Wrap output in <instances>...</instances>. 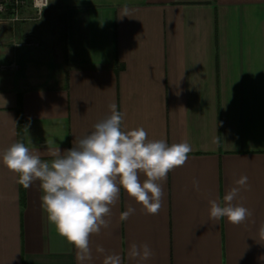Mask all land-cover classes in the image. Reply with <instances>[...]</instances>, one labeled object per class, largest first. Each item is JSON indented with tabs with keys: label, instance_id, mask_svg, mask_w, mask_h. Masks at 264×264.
Masks as SVG:
<instances>
[{
	"label": "crops",
	"instance_id": "0c3cea01",
	"mask_svg": "<svg viewBox=\"0 0 264 264\" xmlns=\"http://www.w3.org/2000/svg\"><path fill=\"white\" fill-rule=\"evenodd\" d=\"M5 29L0 74L14 76L0 78V264H79L41 207L39 181L19 185L2 156L23 142L51 160L49 149L72 148L113 102L123 130L143 127L149 141L192 151L163 182L159 214L121 188L86 264H103L97 245L122 264H264V0H51L39 21ZM23 33L29 42L17 41ZM31 64L46 70L38 81ZM242 175L248 188L233 204L252 217L210 220L209 201L223 206ZM129 206L135 214L121 221ZM133 243L152 258L130 259Z\"/></svg>",
	"mask_w": 264,
	"mask_h": 264
},
{
	"label": "clouds",
	"instance_id": "9594fccd",
	"mask_svg": "<svg viewBox=\"0 0 264 264\" xmlns=\"http://www.w3.org/2000/svg\"><path fill=\"white\" fill-rule=\"evenodd\" d=\"M51 0H34V7L41 16ZM124 7L121 17L129 16ZM111 114L93 126V131L77 139L73 147L61 153L59 148L49 149L53 158L42 160L23 142H15L2 156L3 164L18 176L17 183L28 189L36 181L42 193L41 207L48 221L77 251L79 264L93 258L90 237L99 235L111 224V206L118 199L121 188L145 210L157 215L162 207L164 191L162 184L175 168L182 167L192 151L187 141L169 145L166 140L147 139L143 127L123 130L124 114L110 103ZM218 143V137L214 138ZM143 174L146 178L141 181ZM223 196L224 205L209 201V219L219 221L227 218L234 226L244 224L253 212L242 204H233L242 189L248 188V177L241 176ZM193 188L200 190L199 181L193 180ZM129 206L120 213V220L127 221L135 214ZM264 240V224L258 229ZM96 252L103 254V264H122L117 253H107L97 245ZM129 258L147 261L154 255L148 244H131Z\"/></svg>",
	"mask_w": 264,
	"mask_h": 264
},
{
	"label": "built area",
	"instance_id": "2783aa9c",
	"mask_svg": "<svg viewBox=\"0 0 264 264\" xmlns=\"http://www.w3.org/2000/svg\"><path fill=\"white\" fill-rule=\"evenodd\" d=\"M49 6L50 3L40 16L34 0H0V25L39 21Z\"/></svg>",
	"mask_w": 264,
	"mask_h": 264
},
{
	"label": "rangeland",
	"instance_id": "374dc122",
	"mask_svg": "<svg viewBox=\"0 0 264 264\" xmlns=\"http://www.w3.org/2000/svg\"><path fill=\"white\" fill-rule=\"evenodd\" d=\"M21 23H25V22H21ZM10 25H12V24H8V25H0V27H5L6 29H5V34L6 35H8V33H9V30H10ZM24 29H26V27L24 28ZM24 31V30H23ZM27 34V33H26ZM26 34H22V36L20 37V38H18V42H29V41H27V40H29L28 39V37H27V35ZM4 42H6V43H4V45H1L3 48H10V43L8 42V39H6V41H4ZM3 61L2 60H0V63H2ZM28 69H31V71H33L35 74H36V76H37V78L35 79L36 81H38V80H40L41 79V77H43L44 75H45V73H46V70L45 69H42L41 67L39 68L38 66H36V65H34V64H31V65H29V68ZM12 76H14V73H1L0 74V78L1 77H12ZM40 76V77H39ZM39 77V78H38ZM19 81V80H18ZM35 82V81H34ZM34 82H32L31 80H27L26 82H21L22 84H30V83H34Z\"/></svg>",
	"mask_w": 264,
	"mask_h": 264
}]
</instances>
